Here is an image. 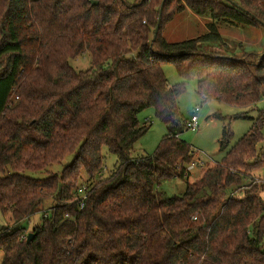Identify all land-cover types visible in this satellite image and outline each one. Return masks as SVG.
Listing matches in <instances>:
<instances>
[{
	"label": "trees",
	"instance_id": "16d2710c",
	"mask_svg": "<svg viewBox=\"0 0 264 264\" xmlns=\"http://www.w3.org/2000/svg\"><path fill=\"white\" fill-rule=\"evenodd\" d=\"M186 8L211 30L171 41L164 30ZM229 25L264 31V0H0V213L19 223L42 211L30 242L24 228L0 226V264H264V181L245 184L264 165V108L182 194L158 188L189 178L194 155L181 138L186 83L171 85L165 64L197 79L202 101L252 109L264 99V47L200 49ZM87 52L90 68L75 70L70 59ZM148 107L167 133L153 154L135 157ZM231 135L225 129L222 147ZM104 147L117 159L107 171ZM73 153L61 174H24Z\"/></svg>",
	"mask_w": 264,
	"mask_h": 264
},
{
	"label": "rangeland",
	"instance_id": "374dc122",
	"mask_svg": "<svg viewBox=\"0 0 264 264\" xmlns=\"http://www.w3.org/2000/svg\"><path fill=\"white\" fill-rule=\"evenodd\" d=\"M134 3L135 0H126ZM236 2L238 0H230ZM208 19L193 13L189 8L174 15L168 22L164 33L171 41H182L199 37L208 31L210 27L206 24ZM207 21V22H206ZM219 31L223 39L216 42H200V49L209 52H222L227 55H241L244 52H261L264 47V31L260 28L247 30L246 28L236 26H219ZM92 56L87 52L83 56L70 59V64L77 71H83L91 66ZM166 77L171 85L185 82L186 90L179 97L178 105L188 123L195 113V108L200 106L199 124L195 128H187L181 133V138L188 142L193 149V160L202 162L193 171L186 170L189 173L185 178L165 179L161 181L158 188L167 196L180 195L185 191L188 182H195L200 179L204 172L218 163H221L227 151H229L238 140L251 128L257 117L259 110L264 108V99L257 103L252 109L246 107H237L220 100L202 101L198 93V80H187L179 75L175 65L165 64L163 66ZM141 123L151 124L150 129L137 141L133 155L142 157L151 155L162 141L167 133L166 124L157 116L153 107H148L139 113ZM225 129L231 132L229 141L222 147L221 138ZM259 150L264 149V140L258 144ZM106 169H112L116 163V156L109 152L107 147L103 148ZM75 157V153L67 155L63 161L49 165L47 168L39 171L25 170L24 174L36 178H46L52 174H61L64 167L69 165ZM87 174L83 172V183H87ZM94 179L93 182H95ZM264 181V165L258 169L252 170L245 180V184L250 182ZM82 184V185H85ZM82 185H80L82 187ZM244 189V188H243ZM238 191V190H237ZM264 198V191L262 192ZM52 205V200L43 204L44 209ZM42 211H39L29 219L22 220L19 223H13L10 214L0 213V226H10L11 228L22 227L25 233H32L34 226L40 223ZM3 252L0 251V262Z\"/></svg>",
	"mask_w": 264,
	"mask_h": 264
},
{
	"label": "built area",
	"instance_id": "2783aa9c",
	"mask_svg": "<svg viewBox=\"0 0 264 264\" xmlns=\"http://www.w3.org/2000/svg\"><path fill=\"white\" fill-rule=\"evenodd\" d=\"M201 111V107L198 106L195 108V113L194 115L191 117L190 121H188V127L189 128H195L198 126L199 124V112ZM202 162H197V161H191L188 165H187V170L188 171H193L198 165H202ZM85 186H82L81 188H79V193L82 196V203L81 206H83V201L86 199V192H85Z\"/></svg>",
	"mask_w": 264,
	"mask_h": 264
},
{
	"label": "water",
	"instance_id": "95a60500",
	"mask_svg": "<svg viewBox=\"0 0 264 264\" xmlns=\"http://www.w3.org/2000/svg\"><path fill=\"white\" fill-rule=\"evenodd\" d=\"M94 3L97 4V1H95ZM161 15H162V8H161V12H160L159 20H158V25H157V27H156V32H157L158 29H159V23H160V21H161ZM263 56H264V53L261 55V57H263ZM33 235H34L33 233H30V234H29L28 239H27L28 242L31 241V239L33 238Z\"/></svg>",
	"mask_w": 264,
	"mask_h": 264
}]
</instances>
